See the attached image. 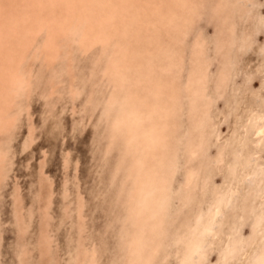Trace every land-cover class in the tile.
Here are the masks:
<instances>
[{
	"label": "rangeland",
	"instance_id": "1",
	"mask_svg": "<svg viewBox=\"0 0 264 264\" xmlns=\"http://www.w3.org/2000/svg\"><path fill=\"white\" fill-rule=\"evenodd\" d=\"M4 1L0 19L12 26L20 17L26 28L48 0H26L42 4L36 11L25 0ZM68 2L53 3L65 15L63 27L79 38L87 12H74ZM197 2V10L188 6V23L180 11L178 27L156 9L148 17L161 21L140 19L141 4L98 3L100 21L113 16L118 24L122 14L110 11L122 6L129 21L118 33L128 36V45L130 38L139 44L153 39L150 55L136 52L151 67L139 71L149 75L138 101L152 107L160 99L168 108L169 203L160 222L151 221L142 233L128 200L133 159L115 124L116 81L102 72L110 53L103 43L83 51L62 33V52L72 56L61 53L48 64L40 51L46 34L36 37L24 65L33 72L32 85L16 96L9 112L14 119L0 133V264H264V0ZM173 57L171 71L162 68ZM166 71L173 81L158 97L154 85L167 81ZM202 225L209 227L188 254Z\"/></svg>",
	"mask_w": 264,
	"mask_h": 264
},
{
	"label": "bare ground",
	"instance_id": "2",
	"mask_svg": "<svg viewBox=\"0 0 264 264\" xmlns=\"http://www.w3.org/2000/svg\"><path fill=\"white\" fill-rule=\"evenodd\" d=\"M29 1L27 2L28 4L30 3ZM51 1L52 0H48L44 2L45 4L43 3V6L41 3H36L37 1L34 4L32 3V5L35 6V11L37 9L36 6H38L39 4L42 7L41 9L38 8L39 10L37 9L38 10L37 14L39 15V17L38 15L35 16L36 18H34V15L31 16L32 19L34 18L35 20L33 19L32 23L30 22L31 24L26 28H24L26 24L24 25L18 19L20 17L16 18L14 22H11L12 26H6L7 21H3L0 19V133L7 130L10 127V121L14 119V116L9 115V112L11 110L10 107H12V105L14 104L15 98L17 99L16 96L19 95L20 92L26 90L28 87L30 88L32 85L31 73L33 72L30 67L27 68L24 67V65L29 60L31 53L33 52L32 49L33 50L35 49L34 47L37 44L36 37L39 34L43 32H45L46 34L45 39L43 40L40 46V51H42V54L44 52V57H46V59L48 58L47 59V61L49 60L48 64L52 63L50 59L59 58L61 53L65 55L70 54V53H66L68 51L62 52L63 45L58 40V38L62 33L63 36H66V40H67V36H69L68 39H71L72 42L74 41L80 42L81 43L80 49L83 51H89L92 47H94L98 43H103L105 45L104 51L107 50L106 53L109 52L110 56L109 55L106 56L107 58L105 59L104 64H107L106 65L107 67H105V69L103 67L102 72L109 75L108 77L110 78L114 76L113 80L114 82L116 81L115 91L112 97V101L118 104L115 124L120 126V128L122 127V133L119 132L120 133L119 136L121 137L120 140L122 143H125L127 155L133 159V162L132 163L130 162L131 166L128 168L129 177L128 176L126 177L127 180L133 181L132 183L133 188L131 189V192L129 194L130 197H128V200L130 202V207H132V214L136 222V227L138 231H141L142 233V230L144 231V229L149 225L151 221L158 220V222H160L161 220L160 214L163 212V210L167 207L169 203L167 202L168 185H169V175L167 174V171L168 170L170 171L171 166L166 163L169 162L168 159L166 157L165 158L163 157L164 156L163 148H164V144L166 145V138L168 136L166 134V128L169 127L167 122V115H166L168 114V108L164 106V101L160 102L159 101L160 99L159 100L157 99L158 103L154 104L152 107L148 106L149 109L148 107L145 106L146 110L144 111L143 109H141L143 106L138 101V98H140V94L142 92L141 90H139V87L141 86V84H144L142 82H145V78L149 75V71L148 72L146 71L144 73L139 71H141V67L142 68L145 67L151 68V67L149 65L150 63H148L149 61L145 63L144 62L140 63L141 60L137 59L138 55H136V52L139 49H143L144 51L141 52V54L150 55L151 52H153L151 46L152 45L155 46V44H153L152 38H150V40L148 39L149 42L144 44L141 43H143L146 38L143 39V41L140 44L136 41V39L133 38L134 40H132L130 38V41L131 42L134 41V42L132 44L129 43L128 45L127 42L124 41L128 36H125L126 34L118 33V28L121 25L125 26L127 24L126 22L129 21V18L123 15L122 6L119 7L121 9V12L117 11L119 9L118 7L112 9L110 12H112L113 14L115 13L122 14L123 23L118 24L117 22H114L113 16L107 17V19L105 18L106 20L104 19L105 21L103 22V20L100 21V17L102 18L103 14L98 7V3L100 0H90L88 5L85 4L87 0H69L68 3L71 5L70 6L71 10H73L74 12L78 11L80 15H84L87 12L86 18H88V20L85 21L87 22V25H84V28L81 31L82 36L79 38L73 37L72 30H70L69 27L67 28L63 27L64 25H66L65 24L66 20H64L65 15H63L61 12L60 13L57 12V8H56L57 3H53L57 0H54L52 3ZM122 1L124 0H120V2ZM125 1L130 2L129 4L135 5L136 8L139 7V4L142 5L139 8L141 10L139 12H142V17L140 18V19L143 18L142 20L156 21V22L161 21L157 17L153 19L154 16L152 15H149L148 17V14H150L149 11L150 10L154 11L153 9H156L158 11V15L160 14V16L163 15L164 13H168L167 18L162 19V21L165 20V22H167L168 24L172 26L176 25L177 27L180 22L179 18L184 14V12L182 14V12L180 11H186L185 12L186 15L183 17L182 21L183 23H188L189 19L187 15L190 12L188 6L190 5V3L192 4V6L194 5V7L195 5L197 6L199 5L197 0H188V3L186 2V0H135V1L125 0ZM3 2L5 1L3 0ZM106 2H108V0H106ZM25 3L26 0L24 4ZM177 3H178V7H177ZM30 4H29L30 7L29 6L28 7L31 9L32 5ZM44 6L45 7L51 6L52 9L50 11H46L44 9ZM181 6L183 7L182 9L180 8ZM106 8H108V6H106ZM27 10L28 8L26 9V11ZM26 11L24 12L27 14ZM25 13L22 14L21 12V15L25 16ZM9 14L11 13L9 12ZM30 14L28 13L27 16H29ZM56 15L60 16L61 18L58 19ZM28 18H30V16ZM26 19L27 18H25V20ZM79 22H82V20ZM82 24L84 23L82 22ZM127 27L129 28V25ZM139 30H143V28H139ZM170 30L173 33L176 31V28L174 29V31L173 29ZM144 33L146 32L144 31ZM113 47L115 48V51L113 50L114 49ZM165 61L167 60L166 59L160 60L159 63L163 64L165 63ZM168 62L169 63L163 64L162 68L164 66L167 70L171 71L172 66L175 64V57H173L172 59L169 58ZM45 69L47 70V68ZM170 71H166L165 78L167 81H165L162 84L159 83V81H157L156 85H154L155 86L154 94L156 96L159 97L160 94H163L164 91L169 88V85L172 84L173 81L172 78L168 77ZM129 75H131L132 78L131 77L129 78ZM81 84L84 85L83 82ZM145 103L147 104V101H145ZM110 106H113V104H110ZM154 117H156V119H154ZM261 120L264 121V118L262 117ZM260 132H264V124L260 128ZM117 135L118 134H116V136ZM1 149L2 148H0V171L3 173V170L5 168V157ZM133 150H135L136 152L134 153ZM1 177L3 178L4 175L2 176V174H0V179H2ZM190 181L192 180L190 179ZM21 225L23 226V224H20L19 226ZM208 227L209 225H202L198 228L196 235L200 238L197 241L196 240L194 241L192 238L193 240L191 245L192 248H190L188 254H191L195 250V247L199 245L198 244L199 240L201 239V236L204 234V231L208 229Z\"/></svg>",
	"mask_w": 264,
	"mask_h": 264
}]
</instances>
